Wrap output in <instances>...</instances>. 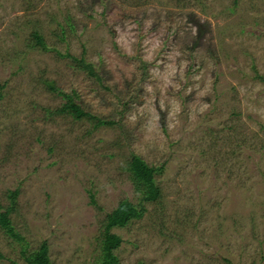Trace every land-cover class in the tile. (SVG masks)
Segmentation results:
<instances>
[{
	"label": "rangeland",
	"instance_id": "rangeland-1",
	"mask_svg": "<svg viewBox=\"0 0 264 264\" xmlns=\"http://www.w3.org/2000/svg\"><path fill=\"white\" fill-rule=\"evenodd\" d=\"M132 153L161 194L117 264H264V0H0V264L97 263Z\"/></svg>",
	"mask_w": 264,
	"mask_h": 264
},
{
	"label": "trees",
	"instance_id": "trees-1",
	"mask_svg": "<svg viewBox=\"0 0 264 264\" xmlns=\"http://www.w3.org/2000/svg\"><path fill=\"white\" fill-rule=\"evenodd\" d=\"M33 36L36 44L46 49L47 45L44 37L38 31L33 32ZM76 61L80 69H86L90 75H95L98 79H101L98 70L91 61L86 60L85 57L76 59ZM53 88L56 89L55 86ZM64 96H66L67 102L59 108L61 112L72 113L76 118H94L97 119V123L101 125L116 124L114 120L100 118L98 115L82 108V106L77 103L74 95L70 96L65 94ZM127 169L130 171L131 180L143 198L141 202L137 204L134 200L125 197V199L121 200V202L107 214L105 229L99 240L100 256L95 264H117L119 262V257L115 250L121 245L123 237L113 232V229L126 226L133 218L137 219L142 217L145 212L143 203L145 201H155L160 198L161 188L156 180V175L162 171L161 166L152 165L140 155L132 153ZM17 193L18 190L12 191L13 204L16 202L15 196ZM13 207L12 205L5 211L0 209V224L11 235H18L11 224V218L9 216ZM48 249L47 242H43L39 248L32 251L24 250L23 254L25 260L29 264H50ZM1 258H3V254L0 252V259Z\"/></svg>",
	"mask_w": 264,
	"mask_h": 264
}]
</instances>
